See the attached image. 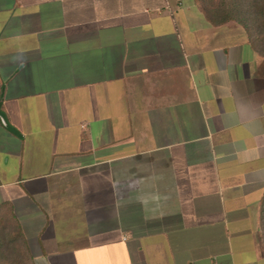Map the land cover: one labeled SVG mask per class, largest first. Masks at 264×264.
I'll return each mask as SVG.
<instances>
[{"label": "crops", "instance_id": "1", "mask_svg": "<svg viewBox=\"0 0 264 264\" xmlns=\"http://www.w3.org/2000/svg\"><path fill=\"white\" fill-rule=\"evenodd\" d=\"M264 55L201 0H0V264H264Z\"/></svg>", "mask_w": 264, "mask_h": 264}, {"label": "trees", "instance_id": "2", "mask_svg": "<svg viewBox=\"0 0 264 264\" xmlns=\"http://www.w3.org/2000/svg\"><path fill=\"white\" fill-rule=\"evenodd\" d=\"M201 6L210 22L219 26L229 21L239 24L248 35L253 47L264 55V0H201ZM264 218V215H263ZM5 221L0 223L4 226ZM2 227L0 232L1 250L14 241L22 242L19 233L5 234Z\"/></svg>", "mask_w": 264, "mask_h": 264}]
</instances>
